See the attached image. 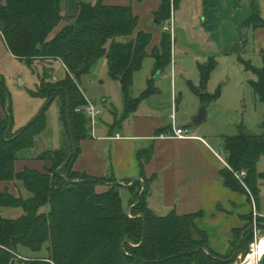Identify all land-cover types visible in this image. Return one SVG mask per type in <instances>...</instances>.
<instances>
[{
    "label": "trees",
    "instance_id": "16d2710c",
    "mask_svg": "<svg viewBox=\"0 0 264 264\" xmlns=\"http://www.w3.org/2000/svg\"><path fill=\"white\" fill-rule=\"evenodd\" d=\"M61 1L0 0V33L13 56L24 61L34 74L35 62L43 68L39 85L29 94L45 102L26 126L14 132L10 91L5 80L0 79V104L6 112L5 119L0 120V184L19 182L29 194L15 195L9 188L0 194V210L21 211L15 218L0 215V264H233L254 242L252 217L246 228L235 230V246L240 244L237 253L221 257L209 248L206 232L196 223L202 213L159 216L149 207V181L144 177L143 183L135 180L129 186L128 181L123 185L109 177L96 178L74 170L81 143L91 138L92 132L88 117L79 111L87 104L81 78L106 57L109 76L122 86L125 117L130 115L143 98L156 90L150 79L139 98L132 95L134 75L148 57L152 35L139 31L135 36L139 19L130 6H106L104 0L95 5L81 1L76 16L68 18L62 14ZM255 1L251 0L252 15L243 27H264ZM181 2L162 0L156 13L160 24L170 18L172 4L178 8ZM203 2L209 6V0ZM65 20L68 24L50 38ZM171 47L170 35L166 34L161 48L153 51L156 73L170 66ZM58 63L66 75L53 81L48 76L54 77L50 73L56 72ZM216 65L215 60H210L199 66L201 85L194 92L205 104L221 95L220 91L215 95L205 91ZM246 65L257 76L252 87L264 103V67ZM55 101L63 126V143L58 149L36 156L38 160L52 161V166L44 171L26 167L17 172L16 162L24 152L33 150L37 139L46 132V114ZM261 130L255 134L242 122L235 135L225 137L223 151L231 169L220 171L227 188L251 192L256 204L264 183V172L258 171L264 156V120ZM151 156V149L140 151L141 165ZM241 171L247 173L245 185L235 176ZM102 185H107V190L100 191ZM125 191L130 195L127 208L122 198ZM45 205H50L49 213L41 212ZM45 245L46 257L29 258L19 253L21 246L36 252Z\"/></svg>",
    "mask_w": 264,
    "mask_h": 264
},
{
    "label": "crops",
    "instance_id": "0c3cea01",
    "mask_svg": "<svg viewBox=\"0 0 264 264\" xmlns=\"http://www.w3.org/2000/svg\"><path fill=\"white\" fill-rule=\"evenodd\" d=\"M81 1L95 5L99 0H62V14L74 18L77 4ZM262 1L264 4V0ZM161 4L162 0H104L106 6L132 8L139 19L135 36L139 31L152 35V41L147 47L148 57L141 70L134 75L132 95L139 98L147 90L150 79L154 80L156 90L143 98L136 110L125 117L122 86L113 79H101L102 67L107 66V59L104 57L99 60L92 67L95 68L93 76L90 77V72L81 78L80 87L84 95L100 109L101 115L91 132V138L81 143V152L74 163V170L91 177H109L123 185L127 181H142L144 177L149 181V207L157 215L166 216L171 212L179 216L202 213L196 223L206 232L209 248L221 257L233 256L240 245L235 246V230L246 228L251 221L250 217L252 221L254 219L253 201L251 192H234L223 184L220 171L228 167L216 153L225 159V154L222 153L223 139L235 135L238 125L242 123L236 120L235 114L239 109L235 112V106L221 103L223 94L216 102L203 103L194 92L201 85V74L198 76L190 71L191 75H196L198 85L194 81H187L188 85L184 86L183 82L179 91L178 79L175 78L178 69L187 76L190 68L199 70L200 65L210 60H215L218 66V61L228 55L238 56L245 67L246 64L256 68L264 67V27L242 26L252 15L251 0H209L208 7H205L203 0H182L178 8L172 4L175 37L171 47V63L163 72L156 73L153 51L161 48L162 40L168 34L163 30V25L169 19L163 24L156 22V13ZM261 16L264 20V8ZM67 24V20L63 21L50 38ZM125 40L129 39L123 41ZM0 47H3L7 56L17 60L1 33ZM58 64L66 74L64 67ZM246 70L249 69L246 67ZM256 80L257 76L254 81ZM33 99L40 100L44 106V100ZM203 105L207 109L205 120L201 124L194 120L191 123L188 118L197 115ZM57 114L59 115V109ZM5 117L6 112L0 104V120ZM208 120L218 129H212ZM174 123L177 128H191L196 138L172 137ZM243 123L245 124L244 121ZM58 148L59 146L51 150ZM147 149L152 150V156L141 165L138 153ZM263 158L264 156L258 164L259 172H264L260 169ZM51 166L52 161L38 160L36 155L21 156L15 165L17 172L26 167L44 171ZM263 186L264 183L262 191ZM107 187L102 185L99 190L105 191ZM6 188L15 195L19 191L23 193L20 183L0 184V194ZM262 191L256 204L260 219L259 230L264 223ZM122 198L124 205L130 203L128 192L125 191ZM240 255L242 253L238 256Z\"/></svg>",
    "mask_w": 264,
    "mask_h": 264
},
{
    "label": "rangeland",
    "instance_id": "374dc122",
    "mask_svg": "<svg viewBox=\"0 0 264 264\" xmlns=\"http://www.w3.org/2000/svg\"><path fill=\"white\" fill-rule=\"evenodd\" d=\"M255 4L259 6L260 16H261L262 8H264L263 1L256 0ZM261 19H263L262 16ZM218 63L219 65L216 66L215 70L211 74L210 81L208 83L209 86L207 85L208 88L206 89V92L211 95H215L218 91H220L221 94L224 95V98L220 99V101H222L221 103L231 104L232 106H235L234 107L235 112L238 111L236 109H239V112L235 114L237 116L236 120H239L240 122L244 121L246 127L251 132L255 134H259L262 131L261 123L264 120V103L256 99L252 87V81L256 79V76L251 70H246V67L242 65L243 62L238 59V56L228 55L226 57H222L221 60L218 61ZM33 66L36 70L35 74L29 69V67L24 61L10 58L9 56H7L3 47H0V79L5 80L7 87L10 91L12 107H13L12 114L15 121L14 132L16 131L15 128L18 129L26 126L32 120V118L36 114H38L41 107H43L42 102L40 100H35L31 98L29 95V91L36 89L37 85H39V79L41 78L40 76L43 73V68L39 65L38 62H35ZM98 67L100 69L101 65H99ZM46 70H49L50 72V68L49 69L46 68ZM94 70L95 68L91 70V74H89L90 77L93 76ZM55 71L56 72L54 73H50V76L52 75L54 77L50 78L48 76V78L53 79V81H56L59 78H64L66 75L64 70L61 68L59 64H56ZM190 71L200 76V71L199 70L194 71L193 68L189 69L187 76L184 75V73L178 69L177 78H175L178 79V91L181 86V83L183 82H184V86L188 85L187 81H191V82L194 81L195 85H198V79L195 78L196 75L194 76L191 75V73H189ZM169 76L170 74L168 75V77ZM101 79H112L109 76L107 66L102 67ZM164 79L166 78L164 77ZM188 92H190L189 88H188ZM58 109H59L58 101H55L49 107V110L47 111L46 114L47 123H48L46 132L37 139L36 147L33 150L24 152L22 156L28 155L29 157H33L35 155L37 156L39 153L44 152L46 150H51L57 148L58 146L59 148L61 147L64 140V136H63V126L59 120V115L57 114ZM181 111L182 109L180 108V112ZM195 116L189 117L191 119L188 118V120L192 123L193 122L192 120H194ZM208 121L209 123H211L210 126L212 127V129L214 130L218 129L213 127L214 123L212 121L210 120ZM231 131L234 132L233 130ZM235 133H237V131ZM260 169L264 170V158L260 163ZM140 182L143 183L144 181L142 180ZM130 185H133V183H129V186ZM143 191H144V187L141 188L140 192L142 193ZM262 192L264 193V186ZM22 195L24 197H27L29 195L24 188ZM125 207L127 208L128 205H126ZM50 210H51L50 205H45L41 208L42 213H49ZM19 214H20V210L17 209H4L0 212V215L5 218H15V216ZM258 221L260 222V219H258ZM253 223L254 222L251 221L250 229H253V235H254L253 243H256L259 238L264 237L262 236L264 235V230L260 229L261 235H259L260 234L259 233L258 236L257 234H255ZM251 244L248 247L247 253L246 254L242 253V255L238 256L233 264H241L244 262L246 255L252 252L250 251ZM19 253L22 256L29 258L46 257L48 256V249H47V245H45L41 250L35 252L21 246L19 247Z\"/></svg>",
    "mask_w": 264,
    "mask_h": 264
},
{
    "label": "built area",
    "instance_id": "2783aa9c",
    "mask_svg": "<svg viewBox=\"0 0 264 264\" xmlns=\"http://www.w3.org/2000/svg\"><path fill=\"white\" fill-rule=\"evenodd\" d=\"M163 30L170 35L171 41L173 42L174 37H175V16H174V11L171 12L169 20L163 25ZM85 99L87 101V104L83 108L79 109V111H82V112H84L86 114V116L88 117V119L90 121L91 131H93L95 126L98 123L99 117L101 115V111L95 105V103L90 101L86 96H85ZM173 119H175V116H173ZM172 131H173L172 137L177 138V139L196 138V136L193 135V132H192V130L190 128H188V127L177 128L175 126V123L173 125V130ZM222 153H224V151H222ZM216 156L221 161H223L225 163V165L229 169H231L230 166L228 165V163L226 162V160L219 153H216ZM235 176L237 177V179H239V181L243 185H245L244 182H243V179L247 176L246 171L236 172ZM252 201H253V209H254V219H253L254 231H255V234H258L260 232L259 226H258L259 225V223H258V213H257V208H256V202H255L253 196H252ZM255 244L256 243L251 244L250 251H252V248H253V246ZM248 257H249V253L246 255L244 262H246L248 260Z\"/></svg>",
    "mask_w": 264,
    "mask_h": 264
},
{
    "label": "bare ground",
    "instance_id": "6f19581e",
    "mask_svg": "<svg viewBox=\"0 0 264 264\" xmlns=\"http://www.w3.org/2000/svg\"><path fill=\"white\" fill-rule=\"evenodd\" d=\"M263 256H264V237H261L253 246L252 252L249 253L248 260L241 264H260V261Z\"/></svg>",
    "mask_w": 264,
    "mask_h": 264
},
{
    "label": "water",
    "instance_id": "95a60500",
    "mask_svg": "<svg viewBox=\"0 0 264 264\" xmlns=\"http://www.w3.org/2000/svg\"><path fill=\"white\" fill-rule=\"evenodd\" d=\"M158 24L160 23L159 21H156ZM206 114H207V109L206 106L203 105L200 109V111L198 112V114L195 116L194 121L197 122L198 124L203 123V121L206 118ZM260 264H264V256L261 259Z\"/></svg>",
    "mask_w": 264,
    "mask_h": 264
}]
</instances>
